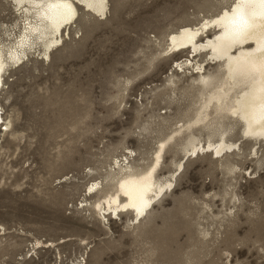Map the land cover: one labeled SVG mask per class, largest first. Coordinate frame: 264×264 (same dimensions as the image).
Listing matches in <instances>:
<instances>
[{"label":"rangeland","instance_id":"obj_1","mask_svg":"<svg viewBox=\"0 0 264 264\" xmlns=\"http://www.w3.org/2000/svg\"><path fill=\"white\" fill-rule=\"evenodd\" d=\"M13 2L0 0L7 43L23 25ZM233 2L109 0L104 20L78 7L49 61L28 50L6 68L0 264H264V141L228 114L196 123L201 74L175 70L188 50L165 51L170 34ZM206 73L220 79L219 64ZM192 137L238 149L191 155ZM163 142L156 179L178 171L147 213L101 210L126 173L155 164Z\"/></svg>","mask_w":264,"mask_h":264},{"label":"bare ground","instance_id":"obj_2","mask_svg":"<svg viewBox=\"0 0 264 264\" xmlns=\"http://www.w3.org/2000/svg\"><path fill=\"white\" fill-rule=\"evenodd\" d=\"M108 1L14 0L23 25L9 43L0 37V88L6 68L24 61L31 51L39 53L44 61L50 60L53 48L64 42V30L76 22L78 7L104 20ZM211 31H214L213 35L209 34ZM167 46V53L188 50L190 56L192 54L174 64L176 71L192 68L193 74H201L199 83L207 93L203 95L205 102L196 123L213 124L214 116L228 114L241 124L245 136L264 141V0H234L232 7L220 15L204 19L197 25L183 26L170 34ZM202 53L207 54L206 58L210 56L208 61L194 63V58ZM217 63L221 71L220 79L206 73L208 64ZM189 144L185 151L192 152L191 155L211 151L222 157L238 149L237 143L225 139L203 144L195 143L192 137ZM165 146L163 142L155 164L147 172L140 175L126 173L101 210H112V216L125 210L132 211L136 218L146 214L178 171L176 169L171 173L170 179L165 182L156 179ZM123 167L120 166V169L123 170ZM103 215L108 214L104 212Z\"/></svg>","mask_w":264,"mask_h":264}]
</instances>
